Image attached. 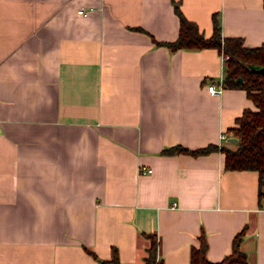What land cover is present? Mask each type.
<instances>
[{
	"label": "crops",
	"instance_id": "obj_1",
	"mask_svg": "<svg viewBox=\"0 0 264 264\" xmlns=\"http://www.w3.org/2000/svg\"><path fill=\"white\" fill-rule=\"evenodd\" d=\"M172 1L204 36L215 13L221 35L264 41V0H0V264H143L144 233L188 264L200 231L215 261L243 226L246 264H264L256 171L162 151L231 147L254 108L215 48L154 43L176 37Z\"/></svg>",
	"mask_w": 264,
	"mask_h": 264
},
{
	"label": "trees",
	"instance_id": "obj_2",
	"mask_svg": "<svg viewBox=\"0 0 264 264\" xmlns=\"http://www.w3.org/2000/svg\"><path fill=\"white\" fill-rule=\"evenodd\" d=\"M264 4V1H263ZM172 9L178 18L177 34L171 41H154L156 45H164L169 50L178 48L212 47L223 57V86H236L244 90L254 106L253 109L243 108L234 118L235 125L230 129L236 137L233 146L206 144L197 148H186L173 145L164 148L163 152H182L201 154L211 150L223 153L224 169H250L256 171L258 195L264 185V74L252 69L250 65L264 66V41L257 46L247 47L238 36H223L215 13H211V32L204 36L197 25L187 19L176 1H172ZM240 77L241 81L235 78ZM245 226L236 231L230 240L229 251L219 260L211 261L205 256L206 243L203 232L197 236V245H190L188 264H246L244 251L240 249V241ZM149 240L143 264H162L156 256V237L154 233H144ZM95 257V255L89 251ZM103 264H117L116 258L99 260Z\"/></svg>",
	"mask_w": 264,
	"mask_h": 264
},
{
	"label": "water",
	"instance_id": "obj_3",
	"mask_svg": "<svg viewBox=\"0 0 264 264\" xmlns=\"http://www.w3.org/2000/svg\"><path fill=\"white\" fill-rule=\"evenodd\" d=\"M250 67L254 70H256L257 72H260L262 74H264V66L262 65H257V64H252L250 65ZM237 81H241V78L240 77H236L235 78ZM236 140V137L234 136H228L226 138V141H229V142H234Z\"/></svg>",
	"mask_w": 264,
	"mask_h": 264
},
{
	"label": "built area",
	"instance_id": "obj_4",
	"mask_svg": "<svg viewBox=\"0 0 264 264\" xmlns=\"http://www.w3.org/2000/svg\"><path fill=\"white\" fill-rule=\"evenodd\" d=\"M78 13L81 12L80 9L77 10ZM223 58V57H222ZM220 88H221V85H218L217 87L214 86L213 84H207L206 85V90L210 91V92H213V93H217L220 91ZM220 138H224L223 134H220Z\"/></svg>",
	"mask_w": 264,
	"mask_h": 264
}]
</instances>
